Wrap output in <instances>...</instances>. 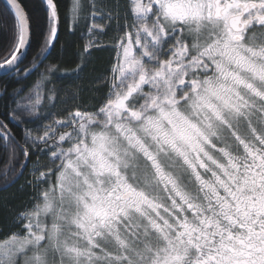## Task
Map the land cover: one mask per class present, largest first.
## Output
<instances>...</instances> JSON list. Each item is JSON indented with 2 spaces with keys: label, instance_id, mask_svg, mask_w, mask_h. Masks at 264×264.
Instances as JSON below:
<instances>
[{
  "label": "snow or ice",
  "instance_id": "1",
  "mask_svg": "<svg viewBox=\"0 0 264 264\" xmlns=\"http://www.w3.org/2000/svg\"><path fill=\"white\" fill-rule=\"evenodd\" d=\"M41 3L43 20L22 0L0 10V69H18L34 30L43 38L24 70L37 81L0 121V182L36 157L33 203L0 239V264H264V0H71L69 27L96 38L73 74L89 49L114 56L96 104L62 118L61 69L40 68L58 3Z\"/></svg>",
  "mask_w": 264,
  "mask_h": 264
},
{
  "label": "trees",
  "instance_id": "2",
  "mask_svg": "<svg viewBox=\"0 0 264 264\" xmlns=\"http://www.w3.org/2000/svg\"><path fill=\"white\" fill-rule=\"evenodd\" d=\"M26 6V11L30 16L43 20L45 13L43 12V5L41 0H22ZM58 3V13L60 16L58 40L55 46L47 53V60L40 65L43 70L45 65L56 64L60 67L61 72L58 74L60 78L54 79L57 88L62 89L60 96L67 103H59L52 111L62 118L64 115L63 109L65 107L75 109L82 104L89 106L95 105L97 100L101 98L102 93L106 90L99 81L103 79L108 68L110 67V60L114 56V52L110 47L105 50L89 49L92 55L89 58V63L84 72L79 76L73 74V69H76L80 63L78 54L84 50L86 44L87 28L83 23L79 26L69 27L70 20L68 10L71 0H55ZM87 5V0H83ZM4 7V1L0 0V10ZM87 12V7L85 8ZM116 33L112 30L107 31V35L102 36L100 42L103 40L106 43L103 45L110 46ZM42 36L34 30V35L31 47L27 49L25 57L18 69L9 75L0 77V121L8 123L7 114L15 107L13 103L14 90L23 89L25 93L28 88L37 81V74L33 72L30 75H25L24 70L30 68L33 63V57L39 51V45L42 43ZM9 46V29L0 27V60H3L7 54ZM67 73V78L64 74ZM51 87V85H49ZM99 88V91L96 89ZM77 92V98L73 99V92ZM23 94V93H22ZM91 110V107H89ZM13 132L17 134L19 139L22 135L20 129L16 128L13 124H9ZM36 157H32V161L23 170V175H20L13 183L5 187L0 182V239L6 235L17 231L18 225L16 224L17 215L24 211L26 208L31 207L35 193L29 186L28 181L33 180L31 175L32 165ZM7 162L6 153L0 150V172L3 171Z\"/></svg>",
  "mask_w": 264,
  "mask_h": 264
},
{
  "label": "water",
  "instance_id": "3",
  "mask_svg": "<svg viewBox=\"0 0 264 264\" xmlns=\"http://www.w3.org/2000/svg\"><path fill=\"white\" fill-rule=\"evenodd\" d=\"M4 1V0H3ZM28 49V48H27ZM27 49L25 50V54H26V52H27ZM25 54H24V56H23V58H22V61H23V59H24V57H25ZM21 61V62H22ZM21 62L18 64V67H19V65L21 64ZM17 68H13L11 71H6L5 69H0V77H2V76H6V75H9V74H11L12 72H14L15 70H16Z\"/></svg>",
  "mask_w": 264,
  "mask_h": 264
},
{
  "label": "rangeland",
  "instance_id": "4",
  "mask_svg": "<svg viewBox=\"0 0 264 264\" xmlns=\"http://www.w3.org/2000/svg\"><path fill=\"white\" fill-rule=\"evenodd\" d=\"M97 23H101V21L99 20V19H97V21H96ZM89 23H91V21H89ZM116 35V34H115ZM115 38V37H114ZM114 38H113V40H112V43H114ZM90 39H96V38H94V37H90L89 35H88V33H87V36H86V43L90 40ZM100 39H102V36L101 37H99V40ZM104 43H106L105 42V40H103V44ZM107 45H108V43H106ZM111 45V44H110ZM56 116H57V118H59L58 117V115L56 114ZM45 123H47V121H45ZM46 162V161H45ZM32 167H33V165H32Z\"/></svg>",
  "mask_w": 264,
  "mask_h": 264
}]
</instances>
